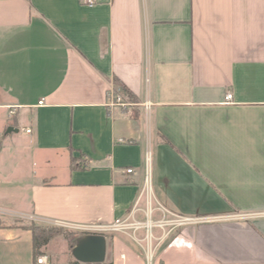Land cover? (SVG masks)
Here are the masks:
<instances>
[{
    "label": "crops",
    "instance_id": "1",
    "mask_svg": "<svg viewBox=\"0 0 264 264\" xmlns=\"http://www.w3.org/2000/svg\"><path fill=\"white\" fill-rule=\"evenodd\" d=\"M147 205L185 221L91 228ZM26 221L101 264H264V0H0V264H36Z\"/></svg>",
    "mask_w": 264,
    "mask_h": 264
},
{
    "label": "built area",
    "instance_id": "2",
    "mask_svg": "<svg viewBox=\"0 0 264 264\" xmlns=\"http://www.w3.org/2000/svg\"><path fill=\"white\" fill-rule=\"evenodd\" d=\"M88 4H92L93 0H85ZM108 104L109 105H115V104H121V105H128L129 103L123 98V96L118 92L115 91L113 88H110L108 90ZM225 100L230 101L232 99V93L227 92L225 94ZM41 103V101L39 102ZM26 132H30V129L27 128ZM146 160H148V153L146 154ZM132 169H127V172H130ZM145 185L149 189V175L146 173L145 176ZM152 210L149 209L146 214V219L144 221H137V220H129V217L123 218V219H116L111 224L106 225H92L91 228L100 230V231H113V232H126L128 230H136L139 228H145L148 232L149 229L152 228L153 225H164L168 224H181L185 221L184 218L177 217L178 219H174L173 223H171L170 220H160V221H153L151 219ZM153 222V225L149 226L148 222ZM36 264H47V256L45 254L39 255L35 259Z\"/></svg>",
    "mask_w": 264,
    "mask_h": 264
},
{
    "label": "water",
    "instance_id": "3",
    "mask_svg": "<svg viewBox=\"0 0 264 264\" xmlns=\"http://www.w3.org/2000/svg\"><path fill=\"white\" fill-rule=\"evenodd\" d=\"M7 132L18 129L8 126ZM106 237L101 233H82L76 236L70 248L73 258L81 264H101L105 260Z\"/></svg>",
    "mask_w": 264,
    "mask_h": 264
},
{
    "label": "trees",
    "instance_id": "4",
    "mask_svg": "<svg viewBox=\"0 0 264 264\" xmlns=\"http://www.w3.org/2000/svg\"><path fill=\"white\" fill-rule=\"evenodd\" d=\"M125 94H127L128 98L131 101H135V97L132 93L128 92L127 90L124 91ZM27 229H29L32 233V250H33V256L36 259L37 256L44 254V249L48 242L51 239L52 231L46 228V224L31 222L30 226H26ZM81 232L77 231H70L69 236H65V239L69 240L70 248L72 245V242L76 236ZM82 233H96V232H82ZM104 235V234H103ZM105 236V235H104Z\"/></svg>",
    "mask_w": 264,
    "mask_h": 264
},
{
    "label": "rangeland",
    "instance_id": "5",
    "mask_svg": "<svg viewBox=\"0 0 264 264\" xmlns=\"http://www.w3.org/2000/svg\"><path fill=\"white\" fill-rule=\"evenodd\" d=\"M116 88H117V90H120V86H117ZM151 208H152V211H153L154 210L153 207H151ZM148 210H149V208H148V205H147L145 207V211H144L145 212V216H146ZM174 219H178V218L177 217H172L169 220L171 221V223H173ZM11 222H13V221H11ZM24 223L26 224V226H30V224H31V222L29 223V221H26ZM46 228L52 231V236H51L50 241L48 242V244L45 247H43V249L46 252L59 251V250H63V249H66L68 252H70L69 240L65 239V236H67V235L69 236V232L70 231L81 232V231H78L76 229L74 230V229H72V228H70L68 226H64V225H61V224H58V223L46 224ZM128 231H130V230H128ZM80 234H82V232L79 233L78 235H80ZM92 234H94V233H92ZM72 244H73V242H72Z\"/></svg>",
    "mask_w": 264,
    "mask_h": 264
},
{
    "label": "bare ground",
    "instance_id": "6",
    "mask_svg": "<svg viewBox=\"0 0 264 264\" xmlns=\"http://www.w3.org/2000/svg\"><path fill=\"white\" fill-rule=\"evenodd\" d=\"M148 225H149V226L153 225V222L149 221V222H148Z\"/></svg>",
    "mask_w": 264,
    "mask_h": 264
}]
</instances>
